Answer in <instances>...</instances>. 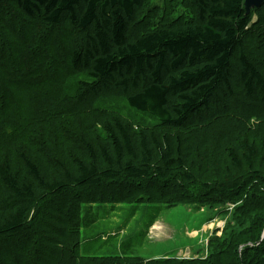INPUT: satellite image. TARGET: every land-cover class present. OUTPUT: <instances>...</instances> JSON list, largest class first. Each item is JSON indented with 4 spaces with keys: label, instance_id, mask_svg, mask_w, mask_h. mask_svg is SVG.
Returning <instances> with one entry per match:
<instances>
[{
    "label": "trees",
    "instance_id": "trees-1",
    "mask_svg": "<svg viewBox=\"0 0 264 264\" xmlns=\"http://www.w3.org/2000/svg\"><path fill=\"white\" fill-rule=\"evenodd\" d=\"M148 1L0 0V125L11 124L0 136L17 128L9 121L15 109L11 104L24 88L34 86L25 80L47 70L76 77L65 111L101 110L108 115L100 119L104 139L96 145L83 140V152L72 167L61 168L52 178L43 177L23 148H3L0 138V237L15 240L2 253L0 264H82L67 253L58 254L55 261L45 260L56 254L53 251L39 258L31 251L28 255L23 248L28 215L40 202L67 199L75 188H101L104 182L121 178L137 183L143 198L152 186L168 179L177 188L185 187L183 200L195 199L192 189L227 196L203 197L207 203L239 200L237 208L246 211L249 225L217 238L215 252L190 264H264V188L257 186L258 181L264 186V144L255 131L264 124V44L260 41L261 50L256 47L252 54L245 49L249 30L264 29V2L246 13L244 0H190L192 18L139 21ZM46 60L47 70H39L37 62ZM33 65L36 71L30 74ZM114 98L122 99L139 117L138 125L109 105L102 106V101ZM56 100L38 98L29 126L58 111ZM48 126L45 134L51 143L55 127ZM200 152L204 159L214 152L228 167L246 168L249 176L236 181L218 178L214 183L202 180L188 167ZM163 194L160 202L167 200ZM75 204L80 205L79 197ZM96 214L87 212L90 218L96 219Z\"/></svg>",
    "mask_w": 264,
    "mask_h": 264
},
{
    "label": "rangeland",
    "instance_id": "rangeland-1",
    "mask_svg": "<svg viewBox=\"0 0 264 264\" xmlns=\"http://www.w3.org/2000/svg\"><path fill=\"white\" fill-rule=\"evenodd\" d=\"M192 10L190 0H149L141 9L139 21L155 19L164 23L174 18H192ZM253 19H256V15H253ZM248 34L249 38L245 41L246 51L252 54L256 47L261 50L258 43L261 41L264 44V29H250ZM30 59L27 61L30 62ZM43 63L37 62L39 70H47L48 60ZM27 67L29 65L22 69ZM33 67L35 70L30 74L36 71V66ZM47 71L37 77L29 76L25 80L26 85L34 86L24 88L18 98H14L16 103L11 106L15 109L9 120L15 121L19 130L13 128L0 138L3 148L19 145L37 162L43 177L52 178L59 174L61 168L72 167L73 160L79 158V153L83 152V140L96 145L104 139L105 133L100 119L105 120L108 115H104L101 110H89L85 114L65 111L70 104V86L76 77L67 72L53 74L51 70ZM48 96L57 99L59 110L45 115L40 119L42 123H32L29 126V121L33 120V104H36L38 98ZM101 104L109 105L119 111L127 121L138 125L139 117L124 105L122 99H107ZM98 114H102V117ZM48 124L55 127L54 134L50 135L51 143L45 134ZM10 126L8 121L1 124L0 133ZM255 131H259L258 141L263 145L264 124ZM21 133L26 136L23 140ZM254 137L255 132L251 137L255 141ZM44 142L48 143L45 145ZM227 164L214 152L206 159L203 152H200L188 167L191 166L199 178L212 183L218 178L223 181H236L243 177L246 180L249 176L246 168H230ZM19 166L17 164L15 168ZM257 186L264 188L262 181H258ZM152 187L146 191L147 198H143L137 183H129L121 178L117 181H106L101 188H75L74 192L66 195L68 200L57 197L55 200L40 202L28 215L27 231L23 233L26 238L23 248L38 258L40 254L48 256L51 251L56 253L46 257V261H55L58 254L67 253L75 261H82V264H107L106 261H117L114 264H142L139 260L147 262L160 258H175L181 263L186 261L185 264H190L192 259H206L215 252L216 244L220 245L215 241L217 238L232 236L249 225L246 211L237 208L238 203H241L239 200L233 204H212L204 200L205 197L213 195L226 198L223 193H199L192 189L195 199L188 201L182 199L185 187L177 188L171 180L166 179L160 185ZM162 193L165 196L163 200H167L160 202ZM77 196L80 205L75 204ZM99 198L101 201L93 202V199ZM63 205L66 207L63 208ZM89 205L96 206L91 208ZM78 208L79 219L74 220L72 217ZM89 210L97 212L96 219L87 215ZM75 223H79L78 228L74 226ZM211 240L214 243L209 246ZM14 242V239L0 237V257L6 248L10 250L13 247ZM216 251L218 253L219 250ZM203 262L206 264V261Z\"/></svg>",
    "mask_w": 264,
    "mask_h": 264
},
{
    "label": "water",
    "instance_id": "water-1",
    "mask_svg": "<svg viewBox=\"0 0 264 264\" xmlns=\"http://www.w3.org/2000/svg\"><path fill=\"white\" fill-rule=\"evenodd\" d=\"M263 2L264 0H244V6H245L246 13H249L252 8L259 7Z\"/></svg>",
    "mask_w": 264,
    "mask_h": 264
},
{
    "label": "bare ground",
    "instance_id": "bare-ground-1",
    "mask_svg": "<svg viewBox=\"0 0 264 264\" xmlns=\"http://www.w3.org/2000/svg\"><path fill=\"white\" fill-rule=\"evenodd\" d=\"M245 56V55H244Z\"/></svg>",
    "mask_w": 264,
    "mask_h": 264
}]
</instances>
